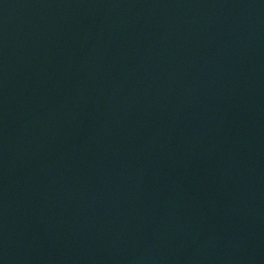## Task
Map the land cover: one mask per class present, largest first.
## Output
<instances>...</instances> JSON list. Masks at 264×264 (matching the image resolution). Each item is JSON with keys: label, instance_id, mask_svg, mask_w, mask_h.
Segmentation results:
<instances>
[{"label": "water", "instance_id": "95a60500", "mask_svg": "<svg viewBox=\"0 0 264 264\" xmlns=\"http://www.w3.org/2000/svg\"><path fill=\"white\" fill-rule=\"evenodd\" d=\"M0 264H264V0H0Z\"/></svg>", "mask_w": 264, "mask_h": 264}]
</instances>
